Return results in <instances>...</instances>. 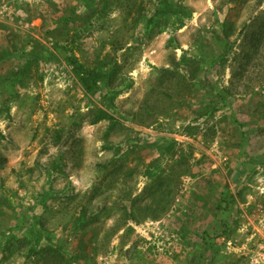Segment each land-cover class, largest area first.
Here are the masks:
<instances>
[{"label":"rangeland","instance_id":"1","mask_svg":"<svg viewBox=\"0 0 264 264\" xmlns=\"http://www.w3.org/2000/svg\"><path fill=\"white\" fill-rule=\"evenodd\" d=\"M168 1L0 0V264L264 252V0Z\"/></svg>","mask_w":264,"mask_h":264},{"label":"trees","instance_id":"2","mask_svg":"<svg viewBox=\"0 0 264 264\" xmlns=\"http://www.w3.org/2000/svg\"><path fill=\"white\" fill-rule=\"evenodd\" d=\"M161 3L166 7L165 12L175 13L181 11L180 4L178 2L161 0ZM68 50L70 52L72 51L70 48H68ZM68 59L70 63L75 67L81 82L84 84L86 88L92 90L99 87L100 82L102 81V75L100 71L87 67L73 53H70L68 55ZM107 117L113 119V117L108 115L106 110L100 108L93 119V123H97L103 118H107ZM114 126H115V120L113 119L112 123L107 128V132H110Z\"/></svg>","mask_w":264,"mask_h":264},{"label":"built area","instance_id":"3","mask_svg":"<svg viewBox=\"0 0 264 264\" xmlns=\"http://www.w3.org/2000/svg\"><path fill=\"white\" fill-rule=\"evenodd\" d=\"M261 262L264 264V252L263 251L260 252L259 257L256 258V264L261 263ZM253 263H254V261H253Z\"/></svg>","mask_w":264,"mask_h":264}]
</instances>
